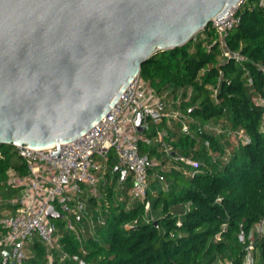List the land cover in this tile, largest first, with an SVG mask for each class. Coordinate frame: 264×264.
<instances>
[{"label":"trees","instance_id":"trees-1","mask_svg":"<svg viewBox=\"0 0 264 264\" xmlns=\"http://www.w3.org/2000/svg\"><path fill=\"white\" fill-rule=\"evenodd\" d=\"M256 2L238 6V22L225 38L240 58H224L207 25L185 44L159 50L140 66L139 75L157 94L186 99L181 106L189 132L175 123L176 133L165 140L199 162L195 170L182 163L166 169V189H153L159 182L151 177L147 199L155 218L122 226L143 215L144 204L127 195V182L116 188L119 174L109 169L102 183L105 200L88 197L82 214L73 218L83 230L79 238L65 228L63 218L53 219L66 256L54 251L49 262L34 238L23 264H214L219 258L243 264L248 241L238 239L240 229L253 230V261L264 264V231L255 232L264 221V105L256 100L264 96V7ZM154 132L151 127L142 134ZM243 136L249 141L241 142ZM0 147L5 154L0 159L1 212L8 208L4 200L16 194L15 188L5 189L6 169L25 170L9 144ZM139 151L150 153L151 147L139 140ZM108 161L114 167L112 155ZM171 206L182 212L170 211Z\"/></svg>","mask_w":264,"mask_h":264},{"label":"water","instance_id":"water-1","mask_svg":"<svg viewBox=\"0 0 264 264\" xmlns=\"http://www.w3.org/2000/svg\"><path fill=\"white\" fill-rule=\"evenodd\" d=\"M238 3L0 0V145L55 144L58 157L59 144L99 121L153 54L185 44ZM46 214L62 217L53 205Z\"/></svg>","mask_w":264,"mask_h":264},{"label":"built area","instance_id":"built-area-1","mask_svg":"<svg viewBox=\"0 0 264 264\" xmlns=\"http://www.w3.org/2000/svg\"><path fill=\"white\" fill-rule=\"evenodd\" d=\"M245 2L247 0H239L238 6ZM256 4L264 7V0H257ZM237 8L230 9L223 18L212 19L208 24L216 34L224 58H240L225 43L228 32L238 22ZM180 100L177 97L174 101L179 103ZM256 100L264 105V96H257ZM168 101L165 94H157L138 74L122 90L109 111L99 121L94 122L88 131L74 140L59 144L58 157L50 154L51 150H57L55 144L45 147L9 144L11 150L21 159L25 171L19 172L12 166L5 171V189L15 188L16 194L4 200L8 208L0 212V264H23L28 253L27 244L34 238L45 247L49 262L54 251H58L61 258L65 257L66 252L57 239V226L47 216L46 210L49 205H53L56 211L62 213L65 228L79 238L83 230L76 226L73 218L82 214L88 197L99 199L101 196L97 188L98 174L104 173V165L111 155L115 158L114 170L119 174L114 186L124 188L123 183L127 182V195L143 203L146 213L150 206L147 192L151 171L160 165L148 152L139 151V140L147 146L157 144L167 160L188 165L195 170L199 162L190 156L177 153L157 130L159 122L167 116L178 122L181 131L189 132L187 115L182 114L178 108H169ZM139 113L142 115L141 124L155 128L154 136H146L136 131L134 121ZM241 140L243 143L249 141L247 136H243ZM204 143L208 146L207 141ZM4 155L0 147V159ZM163 172L164 170L155 172L154 178L166 189L168 184ZM221 227L224 229L225 225L222 224ZM263 231L262 220L255 232L260 234ZM253 235V230L246 234L240 229L238 233L240 241H248L243 264H254ZM214 264H231V261L219 258Z\"/></svg>","mask_w":264,"mask_h":264},{"label":"rangeland","instance_id":"rangeland-1","mask_svg":"<svg viewBox=\"0 0 264 264\" xmlns=\"http://www.w3.org/2000/svg\"><path fill=\"white\" fill-rule=\"evenodd\" d=\"M201 31V30H200ZM200 31L199 32H197L196 34H200ZM186 99L184 98L183 100H180V102L179 103H176L173 99H170L168 102H169V108H178V109H180V112L182 113V114H185L186 115V112H185V110L183 109V107L181 106V104H182V102L183 101H185ZM151 126H148L147 128H150ZM232 141H233V139H232ZM158 159V160H157ZM167 160L166 159H161V158H158V157H155V162L156 163H158V164H160V166H163V168H165L166 169V167H167V169H169V167H171L172 166V164L173 165H176V166H180V164L179 163H173V162H166ZM169 163V164H168ZM164 166H166V167H164ZM99 175V183H97V188H98V190L101 192V196L99 197V200L100 201H103V200H105V197H104V194H102L103 193V191L102 190H104V186H103V182H105V180L107 179V171L104 169V173H99L98 174ZM109 178H111L112 179V174H110V176L108 177V179ZM107 183L109 184V180H107ZM153 189L154 188H161L162 187V184L159 182L158 184H153ZM152 188H151V185L149 186V190H151ZM154 191V190H153ZM182 207H177V206H171L170 208H169V210L170 211H172V212H178V213H180V212H182ZM151 217H152V219H154L155 218V215H154V213H151L150 212V210L148 209V211L146 212V213H144L143 215H141L140 217H138V218H136V217H134L133 219H131L130 221H127V222H125V223H123V227L124 228H128V227H130V226H133L134 224H137L138 223V221H140V220H144V221H146V222H148V221H150L151 220ZM136 220V221H135ZM53 222H54V220H53Z\"/></svg>","mask_w":264,"mask_h":264},{"label":"crops","instance_id":"crops-1","mask_svg":"<svg viewBox=\"0 0 264 264\" xmlns=\"http://www.w3.org/2000/svg\"><path fill=\"white\" fill-rule=\"evenodd\" d=\"M169 100L172 99V98H168ZM175 123H178L176 121H173L171 120L169 117L167 116H164L162 118V120L159 122L158 126H157V130H159L163 135H164V138L168 135V133L170 134H173V133H176V125ZM151 128V127H150ZM154 128V127H153ZM155 129V128H154ZM155 134V132H154ZM151 135V136H154ZM151 147V151H150V155L155 159V157H158V158H161L162 160L163 159H166L165 156L161 153V151L159 150L157 144H151L149 145ZM158 160V159H157ZM167 160V159H166ZM166 162H171L170 160H167ZM169 164V163H168ZM160 165V164H159ZM172 166H175L177 167L176 165H173ZM166 167V166H164ZM114 167H112L110 164H109V161L104 165V169L108 172L109 169H112ZM170 168V167H169ZM167 169V167H166ZM165 168H163V166H156L154 167V169L151 171V177L152 179L154 178V174L155 172H159L160 170H166ZM110 176V174H109ZM114 177V173L112 174V179ZM112 179L109 178V182L111 181L112 182Z\"/></svg>","mask_w":264,"mask_h":264}]
</instances>
